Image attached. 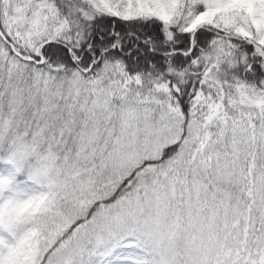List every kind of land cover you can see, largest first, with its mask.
Instances as JSON below:
<instances>
[{"label":"snow or ice","instance_id":"snow-or-ice-1","mask_svg":"<svg viewBox=\"0 0 264 264\" xmlns=\"http://www.w3.org/2000/svg\"><path fill=\"white\" fill-rule=\"evenodd\" d=\"M0 264H264V0H0Z\"/></svg>","mask_w":264,"mask_h":264}]
</instances>
